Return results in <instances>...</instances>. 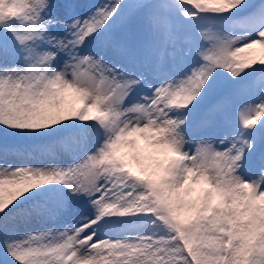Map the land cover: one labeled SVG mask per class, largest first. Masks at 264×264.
<instances>
[{
  "label": "rangeland",
  "instance_id": "374dc122",
  "mask_svg": "<svg viewBox=\"0 0 264 264\" xmlns=\"http://www.w3.org/2000/svg\"><path fill=\"white\" fill-rule=\"evenodd\" d=\"M190 231L264 264V0H0V264H196Z\"/></svg>",
  "mask_w": 264,
  "mask_h": 264
},
{
  "label": "bare ground",
  "instance_id": "6f19581e",
  "mask_svg": "<svg viewBox=\"0 0 264 264\" xmlns=\"http://www.w3.org/2000/svg\"><path fill=\"white\" fill-rule=\"evenodd\" d=\"M259 51V50H258ZM255 53H257V51H255ZM64 94V93H63ZM64 98V96H63ZM63 108V107H62ZM60 110H61V106L60 108L57 110L59 112V116L61 117V113H60ZM160 131V129L158 130ZM134 151H136V154L140 153V149L137 145L134 146ZM81 222L78 223V225L80 226ZM110 231H107V233H109Z\"/></svg>",
  "mask_w": 264,
  "mask_h": 264
}]
</instances>
